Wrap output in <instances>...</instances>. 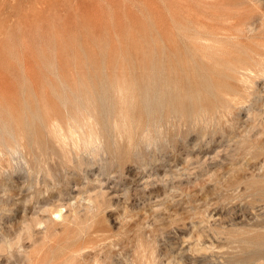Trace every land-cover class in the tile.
Returning <instances> with one entry per match:
<instances>
[{
  "label": "rangeland",
  "instance_id": "obj_1",
  "mask_svg": "<svg viewBox=\"0 0 264 264\" xmlns=\"http://www.w3.org/2000/svg\"><path fill=\"white\" fill-rule=\"evenodd\" d=\"M263 31L264 0H0V243L34 238L0 264H264Z\"/></svg>",
  "mask_w": 264,
  "mask_h": 264
},
{
  "label": "bare ground",
  "instance_id": "obj_2",
  "mask_svg": "<svg viewBox=\"0 0 264 264\" xmlns=\"http://www.w3.org/2000/svg\"><path fill=\"white\" fill-rule=\"evenodd\" d=\"M251 17H252V16H251ZM250 21H251V19H250ZM250 21H249V23H250ZM201 22H202V21H201ZM246 23H247V22H246ZM244 24H245V23H244ZM236 25H237V24H236ZM218 26H219V25H218ZM197 27H198V26H197ZM219 27H221V26H219ZM219 27H217V28H219ZM200 28H201V27H200ZM220 29H221V28H220ZM220 29H219V30H220ZM223 29H224V28H223ZM239 29H240V28H239ZM204 30H205V29H204ZM219 30H218V31H219ZM263 32H264V31H263ZM220 33H221V32H220ZM219 35H220V34H219ZM160 37H161V36H160ZM161 39H162V38H161ZM200 39H202V38H199V39H197V40H200ZM195 40H196V39H195ZM163 41H164V40H163ZM204 41L206 42V40H204ZM209 41H210V40H209ZM209 41H208V42H209ZM199 42H200V41H199ZM202 42H203V41H202ZM258 42H259V41H258ZM206 43H207V42H206ZM211 43H212V42H211ZM239 43H240V41H239ZM262 43H263V41H262ZM184 44H185V43H184ZM193 44H194V43H193ZM213 44H215V43H213ZM216 44H217V43H216ZM216 44H215V45H216ZM245 44L247 45V43H245ZM263 44H264V43H263ZM166 45H167V44H166ZM208 45H210V44H208ZM194 46H195V44H194ZM210 46H211V45H210ZM212 46H213V45H212ZM170 47H171V46H170ZM204 47H205V46H204ZM249 47H250V46H249ZM196 48H197V47H196ZM198 48H199V45H198ZM211 48H212V47H211ZM215 48H217V50H218L220 47H219V48H218V47H215ZM250 48H251V47H250ZM263 48H264V47H263ZM206 49H207V47H206ZM208 49H209V46H208ZM224 49H225V48H224ZM172 50H173V49H172ZM201 50H202V49H201ZM217 50H216V51H217ZM252 50H253V49H252ZM255 50H256V48H255ZM255 50H254V51H255ZM193 51H195V50L193 49ZM211 51H212V50H211ZM256 51H257V50H256ZM256 51H255V52H256ZM165 52H166V51H165ZM165 52H164V54H165ZM196 52H198V51L196 50ZM204 52H205V51H204ZM222 52H223V50H222ZM262 52H264V51H262ZM262 52H261V53H262ZM155 53H156V50H155ZM171 53H172V52H171ZM205 53H206V52H205ZM225 53H226V52H225ZM197 54H198V53H197ZM262 54H263V53H262ZM200 55H201V54H200ZM216 55H219V54H215V57H217ZM226 55H227V54H226ZM147 56H148V55H147ZM185 57H186V55H185ZM200 57H201V56H200ZM231 57H232V56H231ZM263 57H264V56H263ZM169 58L171 59V57H169ZM181 58H182V57H181ZM186 58H187V57H186ZM193 58H194V57H193ZM201 58H202V57H201ZM205 58H206V57H205ZM219 58H220V57H219ZM226 58H227V57H226ZM256 58H257V57H256ZM148 59H149V58H148ZM194 59H195V58H194ZM212 59H214V58H212ZM183 60H184V58H183ZM204 60L207 61L206 59H204ZM222 60H224V59H221V61H222ZM259 60H260V59H259ZM229 61H231V60H229ZM252 61H253V60H252ZM254 61H255V60H254ZM171 62H172V61H171ZM171 62H170V63H171ZM181 62H182V59H181ZM189 62H190V61H189ZM194 62H195V61H194ZM231 62H232V61H231ZM231 62H230V63H231ZM258 62H259V61H258ZM263 62H264V61H263ZM154 63H155V61H153V64H154ZM165 63H166V62H165ZM182 63H183V62H182ZM196 63H197V61H196ZM220 63H221V62H220ZM233 63H234V61H233ZM255 63H256V62H255ZM259 63H260V62H259ZM171 64H172V63H171ZM231 64H232V63H231ZM263 64H264V63H263ZM163 65H164V64H163ZM173 65H174V64H173ZM187 65H188V64H187ZM253 65H254V64H253ZM257 65H258V64H257ZM257 65H256V66H257ZM154 66H155V65H154ZM154 66H153V67H154ZM157 66H158V65H157ZM204 66H205V65H204ZM258 66H259V65H258ZM184 67H185V66H184ZM184 67H183V68H184ZM188 67H189V66H188ZM197 67H198V66H197ZM233 67L235 68V64H234ZM237 67H238V70H239L240 67H239L238 65H237ZM245 67H246V66H245ZM260 67H261V66H260ZM249 68H251V66H250ZM254 68H255V67H254ZM262 68H263V67H262ZM165 69H167V68H165ZM172 69H173V68H172ZM240 69H241V68H240ZM179 70L181 71V69H179ZM182 70H183V69H182ZM184 70H185V69H184ZM199 70H200V69H199ZM246 70H247V69H246ZM249 70H250V69H249ZM249 70H248V71H249ZM256 70H257V69H256ZM147 71H148V70H147ZM165 71H166V70H165ZM167 71H168V70H167ZM171 71H172V70H171ZM175 71H176V70H175ZM190 71H191V70H190ZM205 71H206V70H205ZM244 71H245V70H244ZM248 71H247V73H248ZM257 71H258V70H257ZM259 71H261V70H259ZM262 71H263V70H262ZM262 71H261V72H262ZM145 72H146V71H145ZM168 72H169V71H168ZM176 72H177V71H176ZM192 72H193V71H192ZM254 72H255V71H254ZM261 72H259V73H261ZM263 72H264V71H263ZM155 73H156V72H155ZM169 73H171V72H169ZM169 73H168V74H169ZM182 73H183V71H182ZM182 73H181V74H182ZM147 74H148V73H147ZM156 74H157V73H156ZM175 74H176V73H175ZM186 74H187V73H186ZM161 75H162V74H161ZM170 75H171V74H170ZM170 75H169V76H170ZM176 75H177V74H176ZM187 75H188V74H187ZM198 75H199V74H198ZM193 76H194V74H193ZM200 76H201V75H200ZM164 77H166V76L164 75ZM181 77H182V76H181ZM162 78H163V77H162ZM171 78H172V77H171ZM191 78H192V77H191ZM198 78H199V77H198ZM201 78H202V77H201ZM215 78H216V77H215ZM154 79H155V77H154ZM173 79H174V78H173ZM181 79H182V78H181ZM211 79H212V78H211ZM211 79H210V83H211ZM177 80H178V79H177ZM179 80H180V78H179ZM203 80H204V79H203ZM203 80H202V81H203ZM219 80H220V79H219ZM219 80H218V81H219ZM166 81H167V80H166ZM169 81H170V80H169ZM172 81H174V80H172ZM198 81H199V80H198ZM157 82H158V81H157ZM175 82H177V81L175 80ZM180 82H181V81H180ZM189 82H190V80H189ZM199 82H200V81H199ZM227 82H228V80H227ZM148 83H149V82H148ZM153 83H154V85H155L154 80H153ZM218 83H219V82H218ZM157 84H158V83H157ZM159 84H160V83H159ZM171 84H174V83H171ZM182 84H183V83H182ZM188 84H189V83H188ZM199 84H200V83H199ZM201 84H202V82H201ZM212 84H213V83H211V85H212ZM214 84H215V83H214ZM219 84H220V83H219ZM222 84H223V83H222ZM226 84H227V83H226ZM149 85H150V84H149ZM176 85H177V84H176ZM195 85H197V82H196ZM202 85H203V84H202ZM220 85H221V84H220ZM185 86H186V85H185ZM190 86H191V85H190ZM188 87H189V85H188ZM188 87H187V88H188ZM199 87H200V86H199ZM222 87H223V86H222ZM226 87H227V86H226ZM170 88H171V87H170ZM172 88H174V87H172ZM176 88H177V87H176ZM211 88H212V87H211ZM230 88H231V87H230ZM197 89H198V88H197ZM163 90H164V89H163ZM212 90H213V89H212ZM219 90H220V88H219ZM222 90H223V89H222ZM233 90H235V89H233ZM172 91H173V90H172ZM172 91H171V92H172ZM189 91H190V90H189ZM193 91H194V89H193ZM193 91H192V92H193ZM198 91H199V90H198ZM223 91H224V90H223ZM228 91H229V90H228ZM199 92H200V91H199ZM224 92H225V91H224ZM190 93H191V92H190ZM195 93H197V92H195ZM187 94H188V93H187ZM193 94H194V93H193ZM197 94H199V93H197ZM213 94H215V93H213ZM216 94H217V92H216ZM169 95H170V94H169ZM174 95H175V93H174ZM195 95H196V94H195ZM203 95H204V94H203ZM228 95H229V94H228ZM231 95H232V93H231ZM56 96H57V95H56ZM206 96H207V95H206ZM222 96H223V95H222ZM226 96H227V95H226ZM194 97H195V96H194ZM214 97H215V95H214ZM173 98H174V96H173ZM216 98H217V96H216ZM165 99H166V98H165ZM196 99H197V98H196ZM198 99H199V97H198ZM217 99H218V98H217ZM214 100H215V99H214ZM220 101H221V100H220ZM222 101H223V99H222ZM197 102H198V100H197ZM225 102H226V101H225ZM218 103H219V102H218ZM218 103H217V104H218ZM221 103H222V102H221ZM198 104H199V102H198ZM214 104H215V103H214ZM223 105H224V103H223ZM218 106H219V105H218ZM220 106H221V105H220ZM224 106H225V105H224ZM221 107H223V106H221ZM201 109H202V108H201ZM201 109H200V110H201ZM201 112H202V111H201ZM56 118H57V117H56ZM71 119H72V118H71ZM52 120H54V118H53ZM54 122H56V121H54ZM54 122H53V123H54ZM74 126H76V124H75ZM68 127H69V126H68ZM76 129H77V128H76ZM71 130H74V129H71ZM77 130H78V129H77ZM75 131H76V130H75ZM79 132H80V131H78V133H79ZM59 133H60V132H59ZM59 133L57 134L56 137L61 136V135H59ZM61 133H62V132H61ZM69 133H72V132H69ZM74 133H76V132H74ZM67 134H68V133H67ZM63 135H64V134H63ZM63 135H62V137H63ZM69 135H70V134H68V136H69ZM71 135H72V134H71ZM80 135H81V134H80ZM96 135H97V134H96ZM64 136H65V137H63V138H66V135H64ZM90 136H91V135H90ZM90 136H88V137H90ZM92 136H93V135H92ZM72 137H73V136H72ZM74 137H75V136H74ZM77 137H78V135H77ZM88 137H87V138H88ZM97 137H98V136H97ZM59 138H60V137H59ZM75 138H76V137H75ZM93 138H94V137H93ZM89 139H90V138H89ZM97 139H98V138H97ZM60 140H61V138H60ZM69 140H71V138H70ZM79 140H80V137H79ZM84 140H85V139H84ZM87 140H88V139H86V141H87ZM93 140L96 141L95 138H94ZM93 140H92V141H93ZM61 141L64 142V140H61ZM86 141H85V142H86ZM92 141H91V142H92ZM10 142H11V141H10ZM82 142H83V140H82ZM85 142H83V143H85ZM80 143H81V142H80ZM80 143H79V144H80ZM86 143H87V142H86ZM76 144H77V143H76ZM76 144H74V145H76ZM79 144H78V146H79ZM81 144H82V143H81ZM88 144H89V141H88ZM88 144H87V146H88ZM72 145H73V144H72ZM85 145H86V144H85ZM8 146H9V145H8ZM78 146H77V148H78ZM87 146H86V147H87ZM10 147H11V146H10ZM8 148H9V147H8ZM84 148H85V147H84ZM260 180H261V179H260ZM260 180H259V183L261 182ZM252 181H254V180H252ZM252 181H251V182H252ZM256 182H257V180H256ZM256 182H255V183H256ZM262 182H264V181H262ZM253 183H254V182H253ZM255 183H254V184H255ZM259 183H257V184L260 185ZM252 185H253V184H252ZM247 187H248V185H247ZM248 188H249V187H248ZM253 188H255V186H254ZM250 189H251V188H250ZM255 189H257V188H255ZM252 191H253V190H252ZM252 191H251V192H252ZM255 192H256V191H255ZM255 192H253V194H254ZM259 193H260V195H261V192H259ZM253 194H252V195H253ZM248 195H249V194H248ZM253 199H254V198H253ZM259 200H261V199H259ZM261 202H262V201H261ZM263 202H264V201H263ZM252 203H253V202H252ZM255 203H257V202H255ZM263 204H264V203H263ZM59 215H60V214H59ZM21 219H22V218H21ZM21 219H20V220H21ZM22 220H23V219H22ZM25 222H26V221H25ZM19 223H20V222H19ZM22 223H24V222H22ZM22 223H20V224H22ZM36 224H37V223H36ZM18 225H19V224H18ZM17 227H18V226H17ZM14 228H15V227H14ZM262 228H263V227H262ZM15 229H16V228H15ZM81 229H82V228H81ZM84 229H85V228H84ZM12 230H13V229H12ZM19 230H20V229H19ZM79 230H80V228L78 229V231H79ZM15 231H17V229H16ZM15 231H14V232H15ZM14 232H12V234H13ZM17 232H18V231H17ZM17 232H16V233H17ZM80 232H81V231H80ZM87 232H88V231H87ZM259 232H260V231H259ZM3 233H5V232H3ZM77 233H78V232H77ZM77 233H74V235H75V234L77 235ZM5 234H6V233H5ZM82 235H83V234H82ZM85 235H87V234H85ZM90 235H91V234H90ZM92 235H93V234H92ZM80 236H81V235H80ZM93 236H94V235H93ZM257 236H259V235H257ZM6 237H8V236H6ZM82 237H83V236H82ZM82 237H81V238H82ZM86 237H87V236H86ZM86 237H84V238H86ZM94 237H95V236H94ZM78 238H79V237H78ZM256 238H257V237H256ZM75 239H76V237H75ZM69 240H70V239H69ZM96 240H97V238H96ZM66 241H68V240H66ZM70 241H71V240H70ZM78 241H79V240H78ZM78 241H77V242H78ZM91 241H92V240H91ZM94 241H95V240H94ZM94 241H93V242H94ZM253 241H254V240H253ZM250 242H251V241H250ZM254 242H255V241H254ZM96 243H97V242L95 241V243H93V244L95 245ZM80 244H81V243H80ZM87 244H88V243H87ZM54 245H55V244H54ZM69 245H70V244H68V246H69ZM85 245H86V244H85ZM91 245H92V243H90V246H91ZM73 246H74V245H73ZM80 246L82 247V246H84V244H83V245H80ZM96 246H97V245H96ZM69 247H70V246H69ZM141 247H142V245H141ZM59 248H60V247H59ZM83 248L85 249V247H83ZM86 248H87V246H86ZM88 248H89V246H88ZM88 248H87V249H88ZM91 248H92V247H91ZM91 248H89V249H91ZM51 249H52V248H51ZM53 249H54V248H53ZM143 249H144V248H143ZM64 250H65V249H64ZM81 250H82V249H81ZM81 250H80V251H81ZM140 250H141V249H140ZM74 251H77V250H74ZM143 251H144V250H143ZM143 251H140V252H143ZM51 252H52V251H51ZM77 252H79V251H77ZM77 252H75V253H77ZM83 252H85V250H84ZM92 252H93V250H92ZM49 253H50V252H49ZM57 253H58V252H57ZM70 253H71V251H70ZM79 253H80V252H79ZM133 253H134V252H133ZM135 253H136V252H135ZM54 254H55V253H54ZM61 254H62V253H61ZM67 254H68V253H67ZM89 254H91V253H89ZM137 254H138V253H137ZM141 254H142V253H141ZM257 254H258V253H257ZM257 254H255V255H257ZM76 255H77V254H76ZM97 255H98V254H97ZM133 255H135V254H133ZM138 255H139V254H138ZM255 255L253 254V256H255ZM59 256H60V254H59ZM135 256H136V255H135ZM141 256H143V255H141ZM141 256H138V257L140 258ZM257 256H259V255H257ZM263 256H264V255H263ZM53 257H54V256H53ZM71 257H73V256H71ZM74 257H75V254H74ZM84 257H85V256H84ZM91 257H92V256H90L88 259H90ZM99 257H100V256H99ZM99 257H98V258H99ZM48 258H49V257H48ZM66 258H67V256H66ZM68 258H69V257H68ZM98 258H97V259H98ZM131 258H132V257H131ZM139 258H138V259H139ZM143 258H144V256H143ZM262 258H263V257H262ZM54 259H55V257H54ZM69 259H71V258H69ZM72 259H73V258H72ZM72 259H71V260H72ZM75 259H76V258H75ZM81 259H82V258H81ZM99 259H101V258H99ZM103 259H104V258H103ZM135 259H136V257H135ZM138 259H137V261H140V263L137 262V264H141V261H142V260H141V259L138 260ZM145 259H146V258H145ZM145 259H144V262L146 261ZM77 260H78V259H77ZM83 260H84V259H83ZM94 260L96 261V257H94L93 261H94ZM130 260H131V262H132V259H130ZM51 261H52V260H51ZM95 261H94V262H95ZM97 261H99V264H100V260H97ZM101 261H102V259H101ZM43 262H44V261H43ZM70 262H71V261H70ZM82 262H84V261H82ZM85 262H87V261H85ZM91 262H92V261H91ZM88 263H89V260H88ZM92 263H93V262H92ZM96 263H98V262H96ZM109 263H110V262H109ZM109 263H108V264H109ZM133 263H134V261H133ZM142 263H143V261H142ZM47 264H48V263H47ZM83 264H87V263H83ZM104 264H106V263H104ZM135 264H136V262H135ZM146 264H147V263H146Z\"/></svg>",
  "mask_w": 264,
  "mask_h": 264
},
{
  "label": "clouds",
  "instance_id": "obj_3",
  "mask_svg": "<svg viewBox=\"0 0 264 264\" xmlns=\"http://www.w3.org/2000/svg\"><path fill=\"white\" fill-rule=\"evenodd\" d=\"M59 219V217H57ZM37 228H43L44 225L37 223ZM25 232L28 233L27 239H25ZM33 236L31 234V228L28 225L24 226V231L17 234L14 240L12 241H5L0 243V256H7L8 254H11L13 251H16L18 253H22L25 251V248L23 245L27 243L33 242Z\"/></svg>",
  "mask_w": 264,
  "mask_h": 264
}]
</instances>
